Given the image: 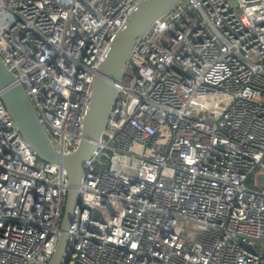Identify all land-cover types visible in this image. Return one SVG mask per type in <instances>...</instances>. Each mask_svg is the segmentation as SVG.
Returning a JSON list of instances; mask_svg holds the SVG:
<instances>
[{
    "label": "built area",
    "instance_id": "1",
    "mask_svg": "<svg viewBox=\"0 0 264 264\" xmlns=\"http://www.w3.org/2000/svg\"><path fill=\"white\" fill-rule=\"evenodd\" d=\"M142 0H0V56L62 155ZM60 264H264V0H182L134 46ZM70 185L0 100V264H49Z\"/></svg>",
    "mask_w": 264,
    "mask_h": 264
},
{
    "label": "water",
    "instance_id": "2",
    "mask_svg": "<svg viewBox=\"0 0 264 264\" xmlns=\"http://www.w3.org/2000/svg\"><path fill=\"white\" fill-rule=\"evenodd\" d=\"M182 0H142L129 15L127 23L116 35L111 50L102 63L91 95L85 119L83 139L78 149L62 155L51 143L39 122L35 109L24 88L0 56V100L9 110L18 129L40 159L61 164L66 168L69 193L62 233L57 249L49 264H60L67 246L66 231L72 221L73 207L78 197L79 185L88 157L96 149L106 125L110 106L116 93L115 83L123 77V70L131 59L138 39L151 24Z\"/></svg>",
    "mask_w": 264,
    "mask_h": 264
}]
</instances>
